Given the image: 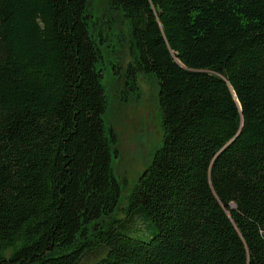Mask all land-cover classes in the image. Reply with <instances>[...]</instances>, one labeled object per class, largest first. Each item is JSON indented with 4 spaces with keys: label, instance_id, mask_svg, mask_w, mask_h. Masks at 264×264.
Wrapping results in <instances>:
<instances>
[{
    "label": "trees",
    "instance_id": "obj_1",
    "mask_svg": "<svg viewBox=\"0 0 264 264\" xmlns=\"http://www.w3.org/2000/svg\"><path fill=\"white\" fill-rule=\"evenodd\" d=\"M109 1L163 144L118 218L92 0H0V264H264V0Z\"/></svg>",
    "mask_w": 264,
    "mask_h": 264
},
{
    "label": "rangeland",
    "instance_id": "obj_2",
    "mask_svg": "<svg viewBox=\"0 0 264 264\" xmlns=\"http://www.w3.org/2000/svg\"><path fill=\"white\" fill-rule=\"evenodd\" d=\"M90 29L99 44L102 58L97 66L104 69L102 82L109 100L106 118L115 125L120 155L113 165L115 174L123 180V192L117 217L127 216V195L133 183L145 169L155 150L163 144L164 126L161 115L159 83L152 74L138 71V88L125 89L124 72L135 61L132 23L123 10L114 8L109 0H92L89 6ZM121 67L119 72L115 69ZM136 229H144L141 219L133 220ZM126 233L140 236L130 230ZM106 255L92 259L85 257L81 264H95ZM92 260V262H91Z\"/></svg>",
    "mask_w": 264,
    "mask_h": 264
}]
</instances>
